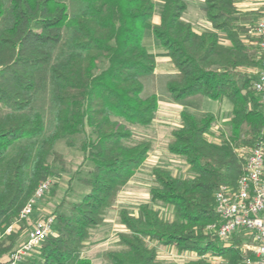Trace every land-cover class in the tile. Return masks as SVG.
I'll return each mask as SVG.
<instances>
[{
    "label": "trees",
    "instance_id": "1",
    "mask_svg": "<svg viewBox=\"0 0 264 264\" xmlns=\"http://www.w3.org/2000/svg\"><path fill=\"white\" fill-rule=\"evenodd\" d=\"M204 1L212 31L198 34L183 19L184 0H164L153 31L177 70L166 84L172 99H227L230 138L210 141L213 115L181 113L168 150L187 162L194 177L155 167L150 192L154 202L173 209L175 219L165 220L148 204L138 215L122 209L118 221L126 230L104 253L107 263L159 264L156 248L148 246L153 241L197 254L189 264H213L204 258L208 254L218 264H243L238 239L224 245L207 228L220 223L216 192L223 184L236 186L244 172L249 154L242 155L241 147L251 151L264 142V106L244 72L260 62L246 41L253 27L244 24L252 17L238 10L239 0ZM155 14L151 0H0V259L18 248L30 225L20 221L17 231L4 236L6 229L41 183L61 176L50 158L68 171L57 142L84 135L81 148L93 169L78 183L89 191L69 213L49 215L54 234L21 264H92L85 256L92 232L152 150L149 140L133 142L118 120L149 128L156 119L158 97L143 98L142 82L156 69V57L144 45ZM102 60L108 65L98 73ZM47 92L54 108L49 134L35 107Z\"/></svg>",
    "mask_w": 264,
    "mask_h": 264
},
{
    "label": "rangeland",
    "instance_id": "2",
    "mask_svg": "<svg viewBox=\"0 0 264 264\" xmlns=\"http://www.w3.org/2000/svg\"><path fill=\"white\" fill-rule=\"evenodd\" d=\"M151 1L156 7V14L152 17L147 27L144 45L156 57V69L152 75L144 77L142 82L145 87L143 98L152 95L158 97L159 108L156 113V119L149 128L127 123L123 119H119L118 121L132 132L133 142L149 140L152 143V150L142 168L136 172L133 179L119 192L116 204L107 212L103 225L92 232L85 249V256L91 260L92 264H110L104 260L103 256L106 251L116 248L119 234L126 230L118 221V216L122 209H127L133 215H138L139 207L143 204H148L157 210L165 220L174 221L175 215L173 209L154 202L150 192L156 186L152 174V170L155 167L166 168L177 178L190 179L194 177V173L190 170L187 162L171 154L168 150L171 131L180 125V115L182 112L187 111L199 119L206 117L208 114L213 115L214 122L208 135V138L212 142L221 143L225 138H230L231 135L232 104L227 99L215 101L198 94L176 102L167 91L166 84L175 76L177 70L153 31V28L161 22L159 10L164 4V0ZM184 1L187 3V12L183 16V19L191 23L193 30L198 34L204 31H212V25L207 20L205 1ZM241 8L243 7L240 6V12L244 13ZM262 10L264 11V8L256 12L247 11V13L251 14L252 21L250 24L253 29H255L258 21L264 15ZM107 65L106 61H100L97 72L99 73L106 69ZM244 72L254 79L257 67L245 68ZM35 107L44 115L46 134H49L54 127V108L50 92L41 95L35 103ZM245 129L244 127L243 130ZM89 131L87 129V133ZM85 139L84 135H80L57 142L55 150L64 156L68 171L65 173L60 171L58 164L53 162V157L50 158L56 174H61V176H53L48 181L50 189L39 200L35 208L36 214L34 212L32 216V222H36L40 218L50 217L49 215H52L55 211L69 213L72 205L79 202L89 191L88 188L78 183L79 178L87 177L93 169V164L85 159L81 148V144ZM239 152L246 156L250 150L241 147ZM18 221L14 223L16 230L21 226V222ZM30 227L26 230V235H28ZM23 242L24 238L22 244ZM221 243L224 245L229 244L226 242ZM148 246L156 248L159 264H189L191 261L199 259V256L195 253L180 252L174 247L163 246L153 241H149ZM204 258L213 264L219 263V259H216L211 254L204 256Z\"/></svg>",
    "mask_w": 264,
    "mask_h": 264
},
{
    "label": "built area",
    "instance_id": "3",
    "mask_svg": "<svg viewBox=\"0 0 264 264\" xmlns=\"http://www.w3.org/2000/svg\"><path fill=\"white\" fill-rule=\"evenodd\" d=\"M253 37L254 42L250 43V47L255 49L260 62L253 80V90L264 106V15L258 21ZM49 189L48 181L41 183L20 212L18 222L27 221L31 227L26 241L9 255L5 264H21L25 257L54 234L53 217L32 222L39 200ZM215 209L220 223L208 226L207 230L215 232L219 240L228 245L237 238L243 264H264V142L250 151L236 186L223 184L216 192ZM15 226H10L7 232H11Z\"/></svg>",
    "mask_w": 264,
    "mask_h": 264
},
{
    "label": "crops",
    "instance_id": "4",
    "mask_svg": "<svg viewBox=\"0 0 264 264\" xmlns=\"http://www.w3.org/2000/svg\"><path fill=\"white\" fill-rule=\"evenodd\" d=\"M240 3V4H239ZM240 6L241 7H243V8H241V10L242 11H244V13L245 14H248L249 16L251 15V14H249V13H247V11L249 12H251V11H253V12H256V11H259L261 8L263 9L264 8V0H239L238 1V3H237V8H238V10L240 11ZM263 11V10H262ZM262 13H264V11L262 12ZM261 13V14H262ZM251 21L250 22H248V23H245L244 25H246V26H251ZM253 30V31H252ZM254 30L255 29H251L250 30V32L248 33V37H247V39H246V41H247V43L250 45V43H252V42H254V37H253V32H254ZM251 46V45H250ZM35 214H36V211H35ZM15 231H17L16 230V226L12 229V231L11 232H7V230H6V232H5V234H4V236L5 235H10L12 232H15ZM23 238H24V241H25V238H27V235L24 233V236H23ZM22 244V242L19 244V246ZM18 246V247H19ZM8 258H9V255H5L4 257H2L1 259H0V264H5V263H7V261H8Z\"/></svg>",
    "mask_w": 264,
    "mask_h": 264
}]
</instances>
